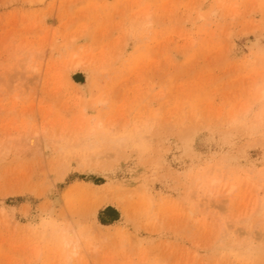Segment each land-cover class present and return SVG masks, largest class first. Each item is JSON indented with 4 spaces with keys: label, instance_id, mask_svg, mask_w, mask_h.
Wrapping results in <instances>:
<instances>
[{
    "label": "rangeland",
    "instance_id": "1",
    "mask_svg": "<svg viewBox=\"0 0 264 264\" xmlns=\"http://www.w3.org/2000/svg\"><path fill=\"white\" fill-rule=\"evenodd\" d=\"M0 264H264V0H0Z\"/></svg>",
    "mask_w": 264,
    "mask_h": 264
},
{
    "label": "trees",
    "instance_id": "2",
    "mask_svg": "<svg viewBox=\"0 0 264 264\" xmlns=\"http://www.w3.org/2000/svg\"><path fill=\"white\" fill-rule=\"evenodd\" d=\"M108 211H112L115 214V216L110 218V219H108V220H106L102 215L107 213ZM101 214H102L101 215L102 217H100V219H101L102 223H104V224L112 223V222H114L115 220H117L119 218L118 211L116 209H114L113 207L107 208L106 210L102 211Z\"/></svg>",
    "mask_w": 264,
    "mask_h": 264
},
{
    "label": "bare ground",
    "instance_id": "3",
    "mask_svg": "<svg viewBox=\"0 0 264 264\" xmlns=\"http://www.w3.org/2000/svg\"><path fill=\"white\" fill-rule=\"evenodd\" d=\"M32 138H33V139H32ZM35 138H36V137H35ZM35 141H36V139H34V136L30 138V143H31V145L34 146V144H36ZM71 231H73V230H71ZM69 233H70V232H69ZM74 234H76V233H74ZM74 234H73V232L70 233L69 235H70L72 238H71V237H68V239H66V240H68V242H73V240H74V239H73V237H74L73 235H74ZM67 236H68V234H67ZM74 243H75V242H74Z\"/></svg>",
    "mask_w": 264,
    "mask_h": 264
}]
</instances>
